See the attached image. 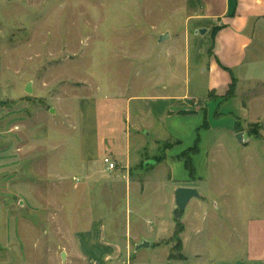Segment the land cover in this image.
Wrapping results in <instances>:
<instances>
[{"label":"rangeland","instance_id":"obj_1","mask_svg":"<svg viewBox=\"0 0 264 264\" xmlns=\"http://www.w3.org/2000/svg\"><path fill=\"white\" fill-rule=\"evenodd\" d=\"M202 14L201 0H48L40 8L22 0H0V264H70L73 233H86L98 218L120 230L130 223L132 243L148 242L147 247L134 249L128 264H166L167 250L154 252L151 232L155 214L173 215L171 190L157 182L138 199L128 196L122 184L111 187L123 169L111 151L124 149L127 97H144L132 98L137 99L134 105H141L159 85L158 90L164 86L168 94L189 90L197 107L206 98L212 127L204 134L205 141L213 147L219 138V152L226 148L231 155L234 145L221 139L213 113L218 107L208 99L214 91H206L211 40ZM165 32L168 38L159 41ZM234 78L238 98L223 110L237 108L251 95L264 96V78ZM238 115L249 120L237 122L238 133L264 132L263 99L254 100L248 112L242 109ZM223 116L225 125L234 121L230 113ZM135 117L132 112L129 118L134 132L131 155L136 160V149L143 148L146 156L141 158L150 162L156 152L154 119L152 134L146 136L140 134L146 129L141 123L144 115L140 126ZM256 117L261 120L252 121ZM155 126L162 135L160 121ZM172 143L169 138L161 141L157 161ZM260 147V141L250 143V148ZM105 156L116 164L113 171L104 169ZM237 159L243 164V157ZM218 160L216 180L247 189L230 158L222 155ZM154 169L155 180H166L163 162ZM150 172L132 174L138 178ZM258 182L263 183L255 178L256 187ZM221 203L213 195L192 219L193 233L213 240L214 246L226 241V229L248 209V204L241 207L231 200ZM254 209L264 214L262 199H256ZM169 241L175 246L176 236ZM192 263L190 257L184 264Z\"/></svg>","mask_w":264,"mask_h":264},{"label":"crops","instance_id":"obj_2","mask_svg":"<svg viewBox=\"0 0 264 264\" xmlns=\"http://www.w3.org/2000/svg\"><path fill=\"white\" fill-rule=\"evenodd\" d=\"M22 1L28 7L40 8L48 0ZM201 1L202 18L210 28V33L213 27H218L213 36L210 34L206 91L207 93L214 91V97L208 99L214 101L218 107L213 113L217 118V123H220L215 125L216 129L221 131V139H226L229 145H234L231 157L226 148H222L221 153L217 149L220 145L217 142L219 138L216 139L213 147H209L205 141L204 134L212 127L208 122L206 98L204 103L197 107L196 103H192L189 90L182 94H168L164 86L159 91L157 87L159 85H154V95L146 97L148 102L141 101L139 102L141 105H134L133 101L137 99L132 98L138 97L136 95L126 99L124 149L121 152L111 151V155L122 162L123 169L115 175L111 187L122 184L128 196L134 194L139 199L147 189L153 190L154 185L160 182L164 183L165 188L171 190L173 202L174 191L177 187L192 186L197 189L199 196L192 198L186 204L180 216L182 229L179 233V251L173 249L174 245L170 241L166 242L171 239L176 229L173 215L165 216L162 213L154 215L156 226L151 232L154 235V252L159 248L166 249L167 253L163 255L166 264L173 262L184 264L190 257L193 258L192 264H264V214H256L254 209L256 199H262L264 203V132L260 135L243 134L241 141L236 139L240 131L237 128V122H249L238 113L242 109L248 112L251 103L254 100H264V96L258 98V96L251 95L250 98H246V103L241 101L237 108L222 109L223 105L238 98L237 89L234 96L230 98L224 96L231 82V76L236 77L238 81L239 76L253 80L264 78V52H261L264 43V0ZM138 98L145 99L144 97ZM147 105H149V112ZM132 112L136 115L134 123L138 126H140L138 123L140 116L144 115L145 118H142L141 123L146 126V129L140 134L146 136L152 134L154 119L153 141L154 152L155 150L156 152L150 162L145 159L146 157L141 158L142 155L146 156L143 148L136 149V160L132 158L130 142L134 132L131 133L133 125L130 124L129 119ZM226 113L234 117L232 124H223L222 118ZM202 118L203 122H201ZM257 120L261 119L256 117L252 121ZM156 121L162 124V135L156 133ZM203 128L205 133L202 132ZM168 138L173 143L164 148L163 160L157 161L155 155L159 150V145L161 141ZM256 140L260 141L261 147L259 149L250 148V143ZM196 141L198 150L192 153L190 149L194 147ZM185 152H188L187 155L190 157L193 173L185 166ZM222 155L230 158L233 169L242 177L241 184L244 180L248 183L247 189L242 190L239 186L232 187L230 182L216 180L220 166L218 157ZM239 156L243 157V164L237 159ZM225 161L222 158V162L227 165ZM162 162L166 167V180H155L154 168ZM138 170L145 173L152 172L147 175L140 174L138 178H134L132 173ZM243 172L245 175L242 174ZM210 174L213 180H209ZM255 178L263 183L258 182L256 187ZM213 195L221 198L222 205H228L231 200L241 207L248 204V209L251 208L254 211V214L249 213L248 209L242 214L239 212L240 217L236 216L238 223L226 229V241L219 246H214L213 240L209 238L204 241L191 229L192 219L197 218L200 212L207 207L213 200ZM150 209L154 212V209ZM174 209L175 206H172L173 212ZM169 228L172 229L171 232ZM165 233L167 234L164 235ZM133 239L135 238H132L130 223L129 226H125V229L120 230L115 226L107 227L103 219L98 218L92 222L90 230L86 233H73L74 249L69 262L70 264H128L131 261L130 257L135 254L134 249L136 250L144 242V240H136L132 243ZM172 251L181 254L182 258H170ZM156 256L157 253L154 254V259Z\"/></svg>","mask_w":264,"mask_h":264},{"label":"water","instance_id":"obj_3","mask_svg":"<svg viewBox=\"0 0 264 264\" xmlns=\"http://www.w3.org/2000/svg\"><path fill=\"white\" fill-rule=\"evenodd\" d=\"M205 29H200V33H204ZM168 33L165 32L161 35H159V41H162L166 38H168ZM26 91H30L29 87H26ZM236 139L238 141L242 140V133H238L236 135ZM199 193L195 187L192 186H179L174 191V203H175V209L173 212L174 217L179 218L181 216V213L184 211L186 204L194 197H198ZM148 242L144 241L140 244V247H147ZM62 257H64V253L61 254Z\"/></svg>","mask_w":264,"mask_h":264},{"label":"trees","instance_id":"obj_4","mask_svg":"<svg viewBox=\"0 0 264 264\" xmlns=\"http://www.w3.org/2000/svg\"><path fill=\"white\" fill-rule=\"evenodd\" d=\"M217 29H218V27H213V29L211 30V33H210V34L213 36L214 33L217 31ZM235 82H236V80H235L234 76H231V82L229 83L228 88H227V90H226V94L224 95L225 98H230V97H232V96L235 95ZM197 147H198V146H197V141H196L195 144H194V147H193L192 149H190V151H191L192 153L197 152V150H198ZM187 153H188V152H185V153H184V156H185V160H184V161H185V166H186V168H187L191 173H193V166H192V163H191L190 157L187 155ZM174 220H175V222H176V229H175L174 234H173L172 237H174V235L176 236V238H177V244L173 247V249L176 250V251H179V249H180V238H179V233H180V231H181V229H182V225H181V222H180V219H179V218L174 217ZM169 257H170V258H182V255H181V254H178V255L174 256V255L171 253V254L169 255Z\"/></svg>","mask_w":264,"mask_h":264},{"label":"built area","instance_id":"obj_5","mask_svg":"<svg viewBox=\"0 0 264 264\" xmlns=\"http://www.w3.org/2000/svg\"><path fill=\"white\" fill-rule=\"evenodd\" d=\"M102 165L104 166V169L107 171H113L116 164L114 163V161L110 158V157H103L102 160Z\"/></svg>","mask_w":264,"mask_h":264}]
</instances>
